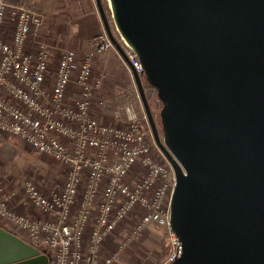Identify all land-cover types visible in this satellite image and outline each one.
I'll use <instances>...</instances> for the list:
<instances>
[{
	"label": "water",
	"instance_id": "obj_1",
	"mask_svg": "<svg viewBox=\"0 0 264 264\" xmlns=\"http://www.w3.org/2000/svg\"><path fill=\"white\" fill-rule=\"evenodd\" d=\"M109 1L141 74L95 0L99 18L175 177L169 264H264V0ZM141 76L161 103L159 130ZM48 262L0 225V264Z\"/></svg>",
	"mask_w": 264,
	"mask_h": 264
},
{
	"label": "built area",
	"instance_id": "obj_2",
	"mask_svg": "<svg viewBox=\"0 0 264 264\" xmlns=\"http://www.w3.org/2000/svg\"><path fill=\"white\" fill-rule=\"evenodd\" d=\"M90 1L98 15L95 0ZM101 1L110 15V1ZM9 23L11 32L6 35ZM43 25L40 10L0 0V136L51 157L67 172L56 192L43 193L33 181L22 182L25 199L41 216L15 211L16 191L0 178V219L14 234L44 249L48 264H115L130 241L154 223L168 228L172 250L166 263L172 261L180 252L169 229L175 177L170 164L156 161L151 153L146 115L139 116L129 103L112 110L114 119H123L120 124L104 122L95 112V94L106 71L104 66L95 71L94 63L100 58L105 65L109 53L118 51L101 23L86 51L59 49L48 85L52 48L41 37ZM121 42L141 74L137 56L122 38ZM70 85L75 87L71 98ZM135 164L143 167V174L131 182ZM136 209L143 211L139 218L101 257L105 239Z\"/></svg>",
	"mask_w": 264,
	"mask_h": 264
},
{
	"label": "rangeland",
	"instance_id": "obj_3",
	"mask_svg": "<svg viewBox=\"0 0 264 264\" xmlns=\"http://www.w3.org/2000/svg\"><path fill=\"white\" fill-rule=\"evenodd\" d=\"M10 2L22 3L24 5L31 6L37 10H40L44 14L43 8L46 7V3L51 4L53 0H9ZM78 1L80 4H78ZM77 6H80L82 10L80 12H84L88 7H86V0H75ZM91 2V1H89ZM47 4V5H48ZM107 18L109 20L110 29L114 38L121 45V38L116 30L114 23L112 21L111 14L105 12ZM99 18V17H98ZM42 31V30H41ZM11 32V24L9 23L6 27V35H9ZM41 37L44 38L47 43L52 48V57L50 60V76L48 77V85L53 81V71L55 69L60 51L59 49L65 48H74L76 47H65L64 44H60L64 38H61L60 33H49L48 36L41 33ZM95 37V36H94ZM92 37L88 41V45L83 50H78L80 52H84L89 49ZM122 46V45H121ZM120 55V54H119ZM117 52H110L105 65L102 64L99 60L96 59L94 63L95 71L100 68L105 67L106 78L104 79L103 85L100 87L98 92H96L94 99L95 112L99 118H101L104 122L120 124L122 118L116 120L112 117V110L118 108L119 105L122 107L123 103L131 104L136 113L139 116L145 115L143 110L141 100L134 83L133 77ZM116 60V63H115ZM113 66V68H111ZM142 85L144 88V92L146 98L148 100L153 118L157 125L158 130L160 129L159 122V109L160 102L156 96V92L148 87V84L144 80V77L141 76ZM71 89L75 90L73 85H70ZM100 100H104L103 104H99ZM3 138V137H2ZM9 140V142L13 143L12 146H3L5 152V157L7 159L5 171L2 172L11 173L13 175L14 183H7L4 180V176H0V178L4 181L7 187L14 189L16 191V196L12 202V207L15 211L19 212L15 208L16 201L21 203L20 208L27 206L25 208L28 209L30 207L29 201L25 199V195L22 190V182L24 180H31L35 185L40 189L43 193H50L53 191H58L61 189L62 184L64 182L67 168L63 164L58 161H55L51 157L37 153L29 146L21 143L16 139H11L10 137H4ZM1 139V136H0ZM153 139V138H152ZM10 143V145H11ZM151 143V141H150ZM15 146V147H14ZM151 153L153 157L158 162H166L165 156L162 152L159 151V148L156 146L154 141L151 143ZM169 164V163H168ZM143 174V167L139 164H135L130 172V180H137ZM12 177V176H11ZM32 210H34L31 207ZM134 210L130 215H128L115 229L114 233H112L109 237H107L102 244V248L100 251V256H104L108 254L124 237L127 230L131 228V226L135 223V221L139 218L143 211ZM27 214V213H26ZM28 215V214H27ZM23 234V233H22ZM172 250V246L169 240L168 228L166 226H159L154 223H150L146 226L144 231L141 233L138 239H134L130 241V243L126 246L124 251L122 252L120 258L115 264H166V260L170 255V251Z\"/></svg>",
	"mask_w": 264,
	"mask_h": 264
},
{
	"label": "crops",
	"instance_id": "obj_4",
	"mask_svg": "<svg viewBox=\"0 0 264 264\" xmlns=\"http://www.w3.org/2000/svg\"><path fill=\"white\" fill-rule=\"evenodd\" d=\"M89 1L90 0H86V7H88V9H86L84 12H80L82 8L76 5L77 3L75 0H53L51 4H48L49 2H47L45 4L46 7L43 8L44 25L41 33L47 36L49 33H60L61 38H64L60 44H64L65 47H76L78 50L85 49L88 45V41L92 37L96 36L102 29L98 15L93 12L91 8V2ZM111 68H113V66ZM73 95V90L70 89L68 92V97L71 98ZM10 143L11 142H9L8 139L1 137L0 176H4L3 178L7 183H14L15 181L11 173L1 171L5 169L6 163H8L5 154L3 153L5 152L3 146H12L13 143H11V145ZM20 205L21 203L16 201L15 208L20 210L19 212L24 211L32 216H41L39 212L32 210L31 207H28V209L25 210L27 206L20 208ZM0 225L12 232L5 220L0 219Z\"/></svg>",
	"mask_w": 264,
	"mask_h": 264
},
{
	"label": "trees",
	"instance_id": "obj_5",
	"mask_svg": "<svg viewBox=\"0 0 264 264\" xmlns=\"http://www.w3.org/2000/svg\"><path fill=\"white\" fill-rule=\"evenodd\" d=\"M148 87L151 88V89H153L155 91V89L152 86L148 85ZM160 105H161V103H160Z\"/></svg>",
	"mask_w": 264,
	"mask_h": 264
},
{
	"label": "flooded vegetation",
	"instance_id": "obj_6",
	"mask_svg": "<svg viewBox=\"0 0 264 264\" xmlns=\"http://www.w3.org/2000/svg\"><path fill=\"white\" fill-rule=\"evenodd\" d=\"M170 262L166 263V264H169Z\"/></svg>",
	"mask_w": 264,
	"mask_h": 264
}]
</instances>
